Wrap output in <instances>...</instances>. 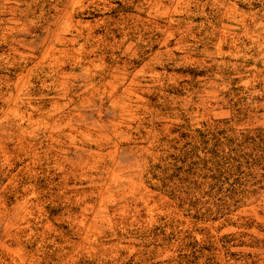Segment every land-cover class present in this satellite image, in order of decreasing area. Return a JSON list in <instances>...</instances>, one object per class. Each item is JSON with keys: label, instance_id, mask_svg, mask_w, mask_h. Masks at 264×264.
I'll list each match as a JSON object with an SVG mask.
<instances>
[{"label": "rangeland", "instance_id": "374dc122", "mask_svg": "<svg viewBox=\"0 0 264 264\" xmlns=\"http://www.w3.org/2000/svg\"><path fill=\"white\" fill-rule=\"evenodd\" d=\"M0 264H264V0H0Z\"/></svg>", "mask_w": 264, "mask_h": 264}]
</instances>
